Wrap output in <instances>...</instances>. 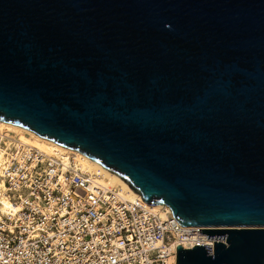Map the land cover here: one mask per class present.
<instances>
[{
	"label": "water",
	"instance_id": "obj_1",
	"mask_svg": "<svg viewBox=\"0 0 264 264\" xmlns=\"http://www.w3.org/2000/svg\"><path fill=\"white\" fill-rule=\"evenodd\" d=\"M0 121L118 174L264 264V0H0Z\"/></svg>",
	"mask_w": 264,
	"mask_h": 264
},
{
	"label": "built area",
	"instance_id": "obj_2",
	"mask_svg": "<svg viewBox=\"0 0 264 264\" xmlns=\"http://www.w3.org/2000/svg\"><path fill=\"white\" fill-rule=\"evenodd\" d=\"M0 264H177V248L208 239L165 218L142 197L128 199L83 171L72 157L48 155L0 133ZM8 202L6 206L4 201Z\"/></svg>",
	"mask_w": 264,
	"mask_h": 264
},
{
	"label": "bare ground",
	"instance_id": "obj_3",
	"mask_svg": "<svg viewBox=\"0 0 264 264\" xmlns=\"http://www.w3.org/2000/svg\"><path fill=\"white\" fill-rule=\"evenodd\" d=\"M0 133H7V135L13 136L22 143L33 146L41 150L45 154L58 155L64 158L72 157L75 163L83 171L94 176L99 183L105 186L118 188L121 193L124 194L130 200L134 199L135 197H141V195L133 191L130 188L129 184L118 174L106 169L101 164L97 163L96 161L90 159L89 157L76 150H72L60 144H57L52 140L43 138L31 130L4 121H0ZM4 155L5 151L0 148V166L5 160ZM3 185V181H0V189ZM4 204L7 206L8 202L5 200ZM150 206L152 209L159 212L163 218L166 217L164 211H162L164 207L163 204H156Z\"/></svg>",
	"mask_w": 264,
	"mask_h": 264
}]
</instances>
